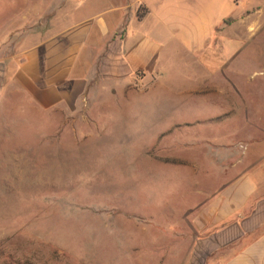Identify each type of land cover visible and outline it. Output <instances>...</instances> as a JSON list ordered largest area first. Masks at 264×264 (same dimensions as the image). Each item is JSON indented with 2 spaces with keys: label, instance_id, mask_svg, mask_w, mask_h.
I'll use <instances>...</instances> for the list:
<instances>
[{
  "label": "rangeland",
  "instance_id": "rangeland-1",
  "mask_svg": "<svg viewBox=\"0 0 264 264\" xmlns=\"http://www.w3.org/2000/svg\"><path fill=\"white\" fill-rule=\"evenodd\" d=\"M138 4L0 0V264H219L240 250L209 208L264 167V0L237 4L250 16L225 19L211 58L154 28L134 54L156 58L131 72L114 9L142 17ZM69 33L85 73L71 94Z\"/></svg>",
  "mask_w": 264,
  "mask_h": 264
},
{
  "label": "crops",
  "instance_id": "crops-1",
  "mask_svg": "<svg viewBox=\"0 0 264 264\" xmlns=\"http://www.w3.org/2000/svg\"><path fill=\"white\" fill-rule=\"evenodd\" d=\"M136 1L139 3L138 6L145 8V14L142 17L136 16V12L128 15L125 8L114 9L119 15L120 23L129 22L130 48L127 64L131 72L142 69L147 70L150 62L156 58L147 56L143 60L138 51L134 54V50L138 49L143 40L142 38L151 34L154 28L156 31L168 36V39L174 41L177 46L194 50L195 54H200L199 59H204L207 56L211 58L216 52L213 48L215 37L220 34L219 30H221L225 19L242 15H245L246 18L250 16L249 11L238 10L239 6L237 4H242L246 0H239L237 3L234 0ZM98 12L97 17H93L98 19V22H95V27L103 33L107 29L109 30L110 25L108 21L103 19L106 14L105 11ZM89 18L87 20H91ZM87 20L85 19V21ZM241 21L243 22V20ZM253 23L256 27V22ZM113 24L115 25V22ZM241 26L249 28L243 23H241ZM69 34L74 42L72 49L73 85L68 93L71 94L74 88L85 85V73L81 71L76 73L73 68L76 55L74 51L76 48L81 50L82 46H75L74 36L71 33ZM85 48H88L86 43ZM134 55L138 58L136 61H132ZM25 63L23 64L27 65ZM85 72H88L86 65ZM76 82L80 85L76 86ZM260 169L259 172L256 169L255 173L248 172V174L243 175L239 181L225 192L226 196L224 195L223 198L213 203L209 208L211 221L213 217V222H216L218 226L227 223L224 231L218 234L224 235L219 239L222 240V246L228 247L240 239L242 241L240 250L219 264H264V167Z\"/></svg>",
  "mask_w": 264,
  "mask_h": 264
},
{
  "label": "built area",
  "instance_id": "built-area-1",
  "mask_svg": "<svg viewBox=\"0 0 264 264\" xmlns=\"http://www.w3.org/2000/svg\"><path fill=\"white\" fill-rule=\"evenodd\" d=\"M239 0H234L235 3H237Z\"/></svg>",
  "mask_w": 264,
  "mask_h": 264
}]
</instances>
